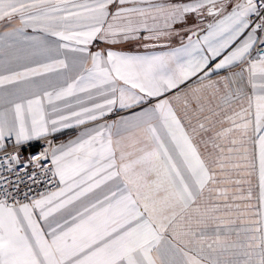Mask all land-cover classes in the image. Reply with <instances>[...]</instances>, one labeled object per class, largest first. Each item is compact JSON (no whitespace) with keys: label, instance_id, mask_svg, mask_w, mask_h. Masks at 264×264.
I'll return each mask as SVG.
<instances>
[{"label":"snow or ice","instance_id":"obj_1","mask_svg":"<svg viewBox=\"0 0 264 264\" xmlns=\"http://www.w3.org/2000/svg\"><path fill=\"white\" fill-rule=\"evenodd\" d=\"M0 264H264V0H0Z\"/></svg>","mask_w":264,"mask_h":264}]
</instances>
